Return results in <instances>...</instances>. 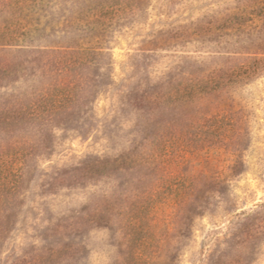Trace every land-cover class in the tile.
Segmentation results:
<instances>
[{"label":"rangeland","instance_id":"obj_1","mask_svg":"<svg viewBox=\"0 0 264 264\" xmlns=\"http://www.w3.org/2000/svg\"><path fill=\"white\" fill-rule=\"evenodd\" d=\"M0 264H264V0H0Z\"/></svg>","mask_w":264,"mask_h":264},{"label":"trees","instance_id":"obj_2","mask_svg":"<svg viewBox=\"0 0 264 264\" xmlns=\"http://www.w3.org/2000/svg\"><path fill=\"white\" fill-rule=\"evenodd\" d=\"M199 91H201V89H198V88L196 89V88L192 87L191 91L187 95L182 96L181 98L177 99L176 102H174V107L176 109L182 110L183 108H185V106H187L188 103L191 102L190 101V99H192L191 97L195 98L196 96H199V94H198ZM198 98H200V96ZM189 119L191 120L192 124H194V125L196 124L194 122V119H192V118H189Z\"/></svg>","mask_w":264,"mask_h":264}]
</instances>
